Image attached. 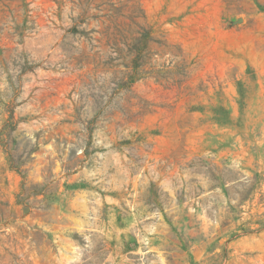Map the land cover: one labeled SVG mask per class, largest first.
I'll return each mask as SVG.
<instances>
[{"label":"rangeland","instance_id":"1","mask_svg":"<svg viewBox=\"0 0 264 264\" xmlns=\"http://www.w3.org/2000/svg\"><path fill=\"white\" fill-rule=\"evenodd\" d=\"M0 264H264V0H0Z\"/></svg>","mask_w":264,"mask_h":264}]
</instances>
